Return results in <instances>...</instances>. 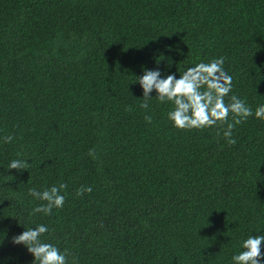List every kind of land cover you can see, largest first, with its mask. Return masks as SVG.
<instances>
[{
	"label": "trees",
	"instance_id": "16d2710c",
	"mask_svg": "<svg viewBox=\"0 0 264 264\" xmlns=\"http://www.w3.org/2000/svg\"><path fill=\"white\" fill-rule=\"evenodd\" d=\"M221 56L255 112L264 0H0V264H33L12 240L40 224L69 264H233L264 234V122L229 145L219 127H173L155 91L139 106L145 69L179 78ZM60 183L63 209L32 215L29 190Z\"/></svg>",
	"mask_w": 264,
	"mask_h": 264
},
{
	"label": "clouds",
	"instance_id": "9594fccd",
	"mask_svg": "<svg viewBox=\"0 0 264 264\" xmlns=\"http://www.w3.org/2000/svg\"><path fill=\"white\" fill-rule=\"evenodd\" d=\"M224 65L223 56L199 62L179 74V78L175 74L163 77L159 70L145 69L143 76L138 77V83L143 89L142 103L139 106L147 111L153 99L151 94L155 91V99L161 104L172 105L167 115L173 127L181 131H203L219 127L223 129L227 143L235 145L237 140L233 138V132L237 125L247 122L253 116L264 122V104L258 105L253 112L246 100L232 94L233 77L225 70ZM127 110L132 111L131 106ZM145 119L147 123H152L150 115H146ZM13 140V136L4 137V143L10 144ZM88 154L95 158L94 149ZM27 167L29 163L22 159H13L8 165L9 170L18 172ZM67 187V184L60 183L43 191L31 188L28 195L42 202L33 208L31 214L51 216L54 209L62 210L66 202ZM92 191L91 186H82L76 195L82 197ZM48 232V226L40 224L13 237L12 243L26 247L34 256L33 264H69L70 253L67 249L61 251L59 247L43 239ZM241 247L242 250L232 256L233 264H261L264 261V234L248 236L242 240Z\"/></svg>",
	"mask_w": 264,
	"mask_h": 264
}]
</instances>
